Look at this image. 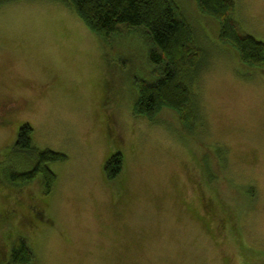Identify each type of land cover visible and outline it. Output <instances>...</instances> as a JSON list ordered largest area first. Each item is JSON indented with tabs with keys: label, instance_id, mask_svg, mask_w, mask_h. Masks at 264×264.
Instances as JSON below:
<instances>
[{
	"label": "rangeland",
	"instance_id": "rangeland-1",
	"mask_svg": "<svg viewBox=\"0 0 264 264\" xmlns=\"http://www.w3.org/2000/svg\"><path fill=\"white\" fill-rule=\"evenodd\" d=\"M173 1L201 52L186 75L193 137L171 110L133 114L135 83L154 78L145 34L106 45L63 3L0 0V264L19 239L33 264H264V69L247 70L195 0ZM232 1L264 43V0ZM23 124L34 148L67 156L49 194L8 178L32 167L12 151Z\"/></svg>",
	"mask_w": 264,
	"mask_h": 264
},
{
	"label": "trees",
	"instance_id": "trees-1",
	"mask_svg": "<svg viewBox=\"0 0 264 264\" xmlns=\"http://www.w3.org/2000/svg\"><path fill=\"white\" fill-rule=\"evenodd\" d=\"M68 7L87 29L108 45L121 28L138 30L147 36L148 62L152 65V80H137L138 98L133 107L135 116L153 121L163 110L173 111L189 137H193L197 104L191 93L187 73L196 71L201 52L193 30L173 0H54ZM200 14L217 24V39L234 49L237 60L250 71L264 69V43L244 34L236 21L232 0H195ZM33 130L23 124L17 131L12 151L32 165L31 170L11 171L9 179L25 185L39 178L44 195L54 188L56 175L50 164L65 162L67 156L49 149L32 146ZM11 146V145H10ZM217 153V152H216ZM221 157V153L219 152ZM17 157V158H18ZM19 161V158H18ZM25 165L24 163L21 166ZM122 169L120 154H113L104 163L107 181ZM12 246L9 264H33L35 256L23 239Z\"/></svg>",
	"mask_w": 264,
	"mask_h": 264
},
{
	"label": "bare ground",
	"instance_id": "bare-ground-1",
	"mask_svg": "<svg viewBox=\"0 0 264 264\" xmlns=\"http://www.w3.org/2000/svg\"><path fill=\"white\" fill-rule=\"evenodd\" d=\"M28 170H31V168H28Z\"/></svg>",
	"mask_w": 264,
	"mask_h": 264
}]
</instances>
